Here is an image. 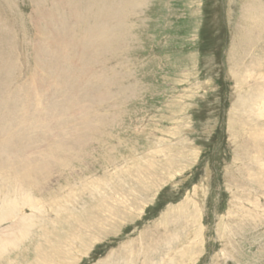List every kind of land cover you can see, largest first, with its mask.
<instances>
[{
    "label": "rangeland",
    "instance_id": "1",
    "mask_svg": "<svg viewBox=\"0 0 264 264\" xmlns=\"http://www.w3.org/2000/svg\"><path fill=\"white\" fill-rule=\"evenodd\" d=\"M70 1L113 41L88 65L99 100L69 115L105 124L46 186L0 178V215L17 202L0 239L30 220L0 264H264V0ZM34 4L0 0V22L30 34ZM35 42L16 56L31 63Z\"/></svg>",
    "mask_w": 264,
    "mask_h": 264
},
{
    "label": "bare ground",
    "instance_id": "2",
    "mask_svg": "<svg viewBox=\"0 0 264 264\" xmlns=\"http://www.w3.org/2000/svg\"><path fill=\"white\" fill-rule=\"evenodd\" d=\"M36 2L37 5H33L32 21L38 25L33 32L29 29L30 34L26 26L24 32L22 29L18 31L16 22H8L5 14V20L0 22V132L9 127L4 134L0 133V178L18 180L22 185H28L32 180H41L46 186L55 169H59L56 173H60L62 168L70 167L75 162L66 159L78 154L73 147H84L105 124V115L101 112L98 119V114L92 115L90 119L85 112L75 118L69 113L83 104L99 100V76H94L88 65L92 59L102 58L106 52L102 48L103 44L107 45L113 39L106 38L108 26L103 19L98 20L100 12L96 17L70 0H50L49 4L47 0ZM8 4L10 10L12 5L10 2ZM9 10H5V13ZM130 13L132 10L125 9L124 16ZM118 20L120 17L115 18L120 23L121 20ZM61 28H65L66 34ZM71 29L78 30V35L74 36L79 38L71 44L74 51L80 50L74 55L65 37L70 36ZM5 30L7 35H4ZM31 35L36 42L32 43L34 47L30 63L26 54L21 61V54L16 56L15 51L19 48L20 40L26 41ZM42 55L48 59L51 68H45ZM27 71L29 75L27 78L24 75V80H21L22 72ZM68 72L72 75L67 77L64 73ZM111 97L109 95L102 99ZM71 131L76 133L72 135ZM54 133L58 135L55 136L57 139H53ZM56 140L62 142L61 146L57 145ZM7 154L10 158L5 156ZM32 189L30 186L23 190L26 198L20 205H33L29 207L33 209L38 201L31 197L32 192H28ZM16 204L11 200L3 203L5 206L0 220L12 216L13 205ZM15 223L16 228L12 232L7 230L3 241L0 239V249L10 248L14 238L28 234L26 230L30 226L29 219H20Z\"/></svg>",
    "mask_w": 264,
    "mask_h": 264
}]
</instances>
